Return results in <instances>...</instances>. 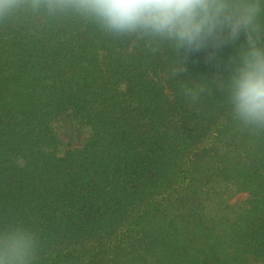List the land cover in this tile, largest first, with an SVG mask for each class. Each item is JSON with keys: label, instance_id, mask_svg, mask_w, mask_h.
Returning <instances> with one entry per match:
<instances>
[{"label": "trees", "instance_id": "16d2710c", "mask_svg": "<svg viewBox=\"0 0 264 264\" xmlns=\"http://www.w3.org/2000/svg\"><path fill=\"white\" fill-rule=\"evenodd\" d=\"M244 42L182 49L174 75L167 44L0 22V225L36 233L33 264H264V130L213 82ZM67 113L80 147L56 129Z\"/></svg>", "mask_w": 264, "mask_h": 264}, {"label": "clouds", "instance_id": "9594fccd", "mask_svg": "<svg viewBox=\"0 0 264 264\" xmlns=\"http://www.w3.org/2000/svg\"><path fill=\"white\" fill-rule=\"evenodd\" d=\"M27 14L76 18L115 37H134L174 49L219 46L244 34L227 76L213 82L227 93L234 118L264 130V0H0V22ZM203 82V81H201ZM203 86L186 94L195 102ZM38 237L21 223L0 225V264H33Z\"/></svg>", "mask_w": 264, "mask_h": 264}, {"label": "rangeland", "instance_id": "374dc122", "mask_svg": "<svg viewBox=\"0 0 264 264\" xmlns=\"http://www.w3.org/2000/svg\"><path fill=\"white\" fill-rule=\"evenodd\" d=\"M56 129L68 147H80L89 137V131L77 122L72 113L63 115Z\"/></svg>", "mask_w": 264, "mask_h": 264}]
</instances>
